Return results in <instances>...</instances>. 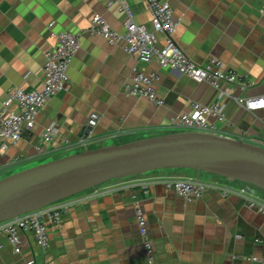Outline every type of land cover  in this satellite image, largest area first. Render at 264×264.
Returning <instances> with one entry per match:
<instances>
[{"label": "crops", "instance_id": "0c3cea01", "mask_svg": "<svg viewBox=\"0 0 264 264\" xmlns=\"http://www.w3.org/2000/svg\"><path fill=\"white\" fill-rule=\"evenodd\" d=\"M120 1L0 0V117L11 89L42 87L44 54L56 44L57 32H81L94 14L122 31L126 13ZM123 1L136 23L150 27L145 0ZM168 1L179 21L173 39L186 56L201 65L218 59L238 79L220 82L216 89L153 60H137L123 43L110 44L101 36L82 34L66 87L39 111L33 128L0 155V178L80 152L82 137L88 148H98L181 131L174 121L192 101L223 104L222 121L208 117L210 133L264 147V109L248 111L236 102V98L264 95V0ZM157 39V45L163 46L165 36L159 33ZM137 71L159 75L155 88L161 104L124 94V82ZM91 113L98 120L87 128ZM50 124L56 133L37 152L41 132ZM194 176L193 170L161 169L75 195L71 199L76 202L60 224L50 229L45 248L26 230L20 232V251L15 253L0 235V264H264L249 259L264 258V215L249 208L243 198L210 189L201 198L186 201L163 184L150 183ZM202 180L226 184L213 176H202ZM130 182L146 186H121ZM246 189L264 200V194ZM137 207L146 220L151 262L139 234Z\"/></svg>", "mask_w": 264, "mask_h": 264}, {"label": "built area", "instance_id": "2783aa9c", "mask_svg": "<svg viewBox=\"0 0 264 264\" xmlns=\"http://www.w3.org/2000/svg\"><path fill=\"white\" fill-rule=\"evenodd\" d=\"M145 1L151 16L150 27L136 23L130 8L121 0L120 7L126 13L122 31L112 28L102 15L94 14L90 19L89 26L81 32L63 30L55 34L56 44L44 54L42 87L32 90L11 89L2 103L0 155L5 153L11 145L18 142L25 132L33 128L39 111L58 91L66 87L69 80L68 69L73 57L80 48L82 34L101 36L110 44L123 43L126 52L137 60L145 62L153 60L159 66L175 70L187 76L193 82L208 83L216 89H219L220 82L233 83L238 79L237 75L226 69L218 59L214 58L203 65L190 60L173 39L179 21L174 17L169 1ZM159 33L165 36L163 46L157 45V35ZM158 80L159 75L155 72L137 71L124 82L122 90L126 95L144 97L156 104H161L162 101L157 97L155 88ZM223 94L224 92L220 93V96ZM236 102L248 111L264 109V95L236 98ZM12 104L16 106L15 110L9 109ZM250 105L256 106L251 107ZM223 108V104L218 101L210 104L192 101L188 110L176 117L174 126L181 131L210 132L212 126L208 123V117L212 116L218 121H222L224 119ZM97 120V114L91 113L87 121V128L95 126ZM55 133L54 124L46 126L41 132L39 143L35 146L36 151L42 152L44 146L50 143ZM87 143L86 139L82 137L78 145L85 148ZM154 182L161 183L166 189L175 191L186 201L197 200L202 197L205 191L210 189L217 190L222 196H239L245 200L249 208L264 215V200L253 196L244 185L233 188L229 185L230 183L221 185L203 181L197 176L160 178L154 179L150 183ZM136 185L145 187L146 183L130 182L121 186L133 187ZM75 202L76 200L70 197L1 221L0 235L6 237L15 253L20 251V232L26 230L32 232L35 242L40 248H45L49 242L50 229L60 224L62 216L70 210ZM135 218L142 243L148 255V261L151 262L152 244L148 236L146 220L139 207L135 209ZM249 259L264 263V258L250 257ZM32 263L33 261L26 262V264Z\"/></svg>", "mask_w": 264, "mask_h": 264}, {"label": "water", "instance_id": "95a60500", "mask_svg": "<svg viewBox=\"0 0 264 264\" xmlns=\"http://www.w3.org/2000/svg\"><path fill=\"white\" fill-rule=\"evenodd\" d=\"M190 169L264 191V147L210 132L175 131L83 148L0 178V222L112 180Z\"/></svg>", "mask_w": 264, "mask_h": 264}, {"label": "rangeland", "instance_id": "374dc122", "mask_svg": "<svg viewBox=\"0 0 264 264\" xmlns=\"http://www.w3.org/2000/svg\"><path fill=\"white\" fill-rule=\"evenodd\" d=\"M80 151H81V150H80ZM179 170H190V169H179ZM202 176H213V177H217V178H219V179L225 181L226 183H230V184H241V185H244V186H246L247 188L252 189V190H254V191H256V192H258V193H260V194H264V191H263V190H261V189H259V188H256V187H254V186H252V185H249V184H244V183L239 182V181L227 182L223 177H220V176H217V175H213V174H208V173H201V179H202ZM124 179H126V178H124ZM119 180H123V179H119ZM112 181H114V180H112ZM91 189H92V188H91ZM88 190H90V189H88ZM88 190H86V191H88ZM84 192H85V191H84ZM81 193H83V192H81ZM81 193H79V194H81ZM77 195H78V194H77ZM72 197H73V196H72Z\"/></svg>", "mask_w": 264, "mask_h": 264}, {"label": "clouds", "instance_id": "9594fccd", "mask_svg": "<svg viewBox=\"0 0 264 264\" xmlns=\"http://www.w3.org/2000/svg\"><path fill=\"white\" fill-rule=\"evenodd\" d=\"M251 107H255L256 105H250Z\"/></svg>", "mask_w": 264, "mask_h": 264}]
</instances>
